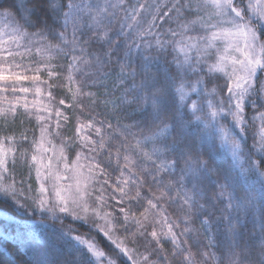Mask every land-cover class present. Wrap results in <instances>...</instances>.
<instances>
[{"label": "snow or ice", "instance_id": "6c2138e0", "mask_svg": "<svg viewBox=\"0 0 264 264\" xmlns=\"http://www.w3.org/2000/svg\"><path fill=\"white\" fill-rule=\"evenodd\" d=\"M0 197L12 264H264V0H0Z\"/></svg>", "mask_w": 264, "mask_h": 264}, {"label": "trees", "instance_id": "16d2710c", "mask_svg": "<svg viewBox=\"0 0 264 264\" xmlns=\"http://www.w3.org/2000/svg\"><path fill=\"white\" fill-rule=\"evenodd\" d=\"M7 4H25L27 3V0H6ZM112 77H109L108 80L103 81V83L108 84L111 87ZM209 87H211L209 85ZM95 91V89H93ZM101 91H105V89H101ZM122 95V94H120ZM193 99L195 97L193 96ZM249 118L251 116L255 115L256 113L248 112L246 111ZM130 115V113H129ZM138 115V113L136 114ZM122 123H128V118H125L121 121ZM35 124V121L33 120L32 124H25L26 128L32 129L33 125ZM255 133L254 126L250 128L249 130V138H248V145H251L253 143L252 135ZM38 135V132H37ZM57 144H59V141H55ZM221 156L225 160H230L231 157L228 153H226L223 149H221ZM74 158V156L72 157ZM255 182L254 177H249L247 180V184H252ZM241 183L243 184L244 181L242 180ZM35 186V185H34ZM0 209H7L10 215H7L9 218L5 219V216H0V235L8 236V240H2L0 239V264H12V261L14 259L13 252L16 248L15 238L20 236L22 233H27L29 236L36 235L37 237L40 235L42 231V226L39 225H25L21 221L24 219L21 215H18L14 211V204L11 200L7 198L0 197ZM3 213V212H1ZM5 215V213H3ZM221 213L219 211L214 212V216L212 218V223L210 226L211 234L214 236H217L219 240H224V233L227 228V221L221 220ZM26 221V220H24ZM195 227L202 231L200 229L199 221L196 222ZM82 232L87 231L86 229H81ZM241 231L244 233L245 239H251L256 240L259 237V215L256 216L253 215H247L243 217V226L241 227ZM203 238V237H202ZM98 239H101L98 237ZM106 244V242H104ZM107 250V248H105ZM217 255H222L220 252H217ZM226 264V261H225Z\"/></svg>", "mask_w": 264, "mask_h": 264}, {"label": "rangeland", "instance_id": "374dc122", "mask_svg": "<svg viewBox=\"0 0 264 264\" xmlns=\"http://www.w3.org/2000/svg\"><path fill=\"white\" fill-rule=\"evenodd\" d=\"M195 80H196V77L195 76H193V77H191V81L194 83L195 82ZM192 96H194L195 98H196V95H195V93H193L192 94ZM33 97L30 95L29 96V100H31ZM248 110V112H250V113H252V109L251 108H247L246 109V111ZM254 128H255V133H259V131H260V129H259V122H257V124L256 125H254ZM229 155H230V153H228ZM231 157V156H230ZM75 158V157H74ZM73 158V159H74ZM86 163V162H85ZM0 216H5L3 213H1L0 212ZM6 218H8V219H11V218H9L8 216H6ZM22 223H24L25 225H36L35 223H33V222H31V221H21Z\"/></svg>", "mask_w": 264, "mask_h": 264}]
</instances>
